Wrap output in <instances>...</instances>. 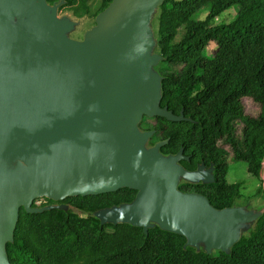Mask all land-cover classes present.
<instances>
[{"label": "water", "instance_id": "1", "mask_svg": "<svg viewBox=\"0 0 264 264\" xmlns=\"http://www.w3.org/2000/svg\"><path fill=\"white\" fill-rule=\"evenodd\" d=\"M139 1L115 0L85 46L72 47L61 38V28L51 30V49L43 56L26 41L47 26L45 0H0V30L12 18L30 24L28 34L0 37V264H10L5 247L13 240L20 209L32 211L40 197L59 201L130 188L138 192L137 201L106 211L107 218L145 229L157 220L160 228L182 235L178 206L205 210L197 218L185 216L198 222L196 232L205 223L250 226L264 213V208L251 216L234 208L217 212L203 197L184 195L169 176L200 179L202 167L187 173L173 162H160L159 144L149 153L140 148L149 135L139 133V119L166 113L158 107L160 97L150 104L147 87L132 77V63L122 56L125 42L137 58L145 12L163 2ZM111 37L120 40L118 48ZM230 216L237 221L224 220ZM207 230L193 240L209 243Z\"/></svg>", "mask_w": 264, "mask_h": 264}, {"label": "trees", "instance_id": "2", "mask_svg": "<svg viewBox=\"0 0 264 264\" xmlns=\"http://www.w3.org/2000/svg\"><path fill=\"white\" fill-rule=\"evenodd\" d=\"M114 1L101 0L97 14ZM45 2L78 19L90 16L89 0ZM234 6V20L215 23ZM159 11L161 62L180 70L161 73L158 107L166 115L155 116L151 126L143 120L140 127L152 132L150 144H159L162 156H179L187 173L211 170V182L185 184L179 192L203 197L217 212L230 210L243 184L227 182L229 158L246 163L247 172L264 184V0H163ZM212 43L216 50L209 56ZM245 100L258 105L257 116L246 114ZM137 194L120 188L47 199L41 208L33 203L30 212L21 208L13 240L5 247L10 264H264V213L251 223L248 236L216 255L196 251L184 235L158 226L103 224L91 217L131 206Z\"/></svg>", "mask_w": 264, "mask_h": 264}, {"label": "rangeland", "instance_id": "3", "mask_svg": "<svg viewBox=\"0 0 264 264\" xmlns=\"http://www.w3.org/2000/svg\"><path fill=\"white\" fill-rule=\"evenodd\" d=\"M40 2H44V0H40ZM100 3L101 0H89L88 5L90 6V16L85 17L83 19L75 18L71 12L58 10V7H49L47 5L48 9L46 10V13L49 16V20L47 22V26L43 30L37 31L33 34H28L30 24L28 23L27 19L23 18L21 21H18L16 18H12L7 22H3V26L0 30V37L4 40H10L16 35L23 33L28 34V39L26 43L31 45L33 49H35L41 55L46 56L48 55L51 49V30L61 28V38L69 41L72 47L85 46L86 42H88L87 39L90 38V36H92L93 34H96V31L98 30L99 25L103 20V13L97 14V10L99 9ZM114 6L115 5H113V7ZM237 12L238 7L234 6L225 13H223L215 21V23L231 22L232 20H234L235 16L237 15ZM159 13V6L148 7L147 11L145 12V18L143 19L139 27L140 44L137 58L136 55L133 56V45L125 43L122 40V42L127 47V51H124L122 53V56L125 58L127 63H132V77H135L137 75L138 80L141 81V84L147 87L150 104H155L157 97L158 99L160 97V82L162 79L161 73H174L180 70L179 67L175 66L164 67L161 62L157 36ZM205 15L206 13L203 11L202 15L199 18L203 19ZM127 35L132 34L129 32L127 33ZM110 39H112V44H114L115 48H118V46L120 45V40H116L113 37H111ZM215 50L216 45L212 43L207 48V54L211 56L215 52ZM126 57L128 59H126ZM95 73L98 74L97 68H95ZM244 107L246 114L253 117L257 116L260 110L258 105L254 104L251 100H245ZM153 118L154 117L142 116L139 119V123L137 125L140 134L149 135V138L146 140V142L140 145V148L145 153L152 152L157 148V145L152 146L150 144V140L152 139L153 134L151 131H146L145 129L140 127V124H142L143 120H150L147 121L148 123H146V126H151V119ZM159 153L160 152H158V154ZM160 158L162 159L160 161L161 163L173 162L174 166L180 167L179 162L176 161V158L174 157L167 158L161 156ZM228 163L229 171L227 175V182L231 184H243V187L241 189V198L236 201L233 208L245 215L261 212L264 208V184L260 183L257 179L253 178L247 172L246 163H235L231 160V158L228 159ZM156 166L160 168L158 165ZM199 172L200 179H183L182 176H179L177 174H172L169 176V178L176 184L177 188L185 184H202L210 180L211 170L202 168ZM260 187H263V190L260 191ZM183 194L185 195V193ZM46 200V197H40L34 200V204L37 208H39L40 206L46 203ZM55 206L58 208H65L69 212L78 214L84 218L88 217V214L70 206L68 207L65 204H56ZM176 213H178L180 224L183 225L182 231L183 233H185L184 235L187 240H189L190 246L194 247L196 251H201L205 253L211 251L215 255L221 251H230L232 245L242 237L248 236L252 228L251 225L249 226L247 224H239L235 227H228L217 223L200 224V226L205 225L203 227L204 230L209 229L207 231L209 232L211 238L209 239L208 243L204 240H193L194 236H196L197 234H204V231L203 229H201L200 232L192 231V228L197 226L198 222H187L185 220V216L197 218L198 215L200 216L206 214L203 208L194 205L189 208H183L182 206H178L176 209ZM108 214H110V212L100 211L91 214V217L98 220L100 223L114 224V220L107 218ZM224 220L229 224H233V222L237 221V219L233 216H230L229 218H226ZM155 221H153L154 223L151 222L149 224V227H160V225L158 224L159 221Z\"/></svg>", "mask_w": 264, "mask_h": 264}, {"label": "bare ground", "instance_id": "4", "mask_svg": "<svg viewBox=\"0 0 264 264\" xmlns=\"http://www.w3.org/2000/svg\"><path fill=\"white\" fill-rule=\"evenodd\" d=\"M139 1V0H138ZM154 1H156V0H150V2H154ZM140 2V1H139Z\"/></svg>", "mask_w": 264, "mask_h": 264}]
</instances>
